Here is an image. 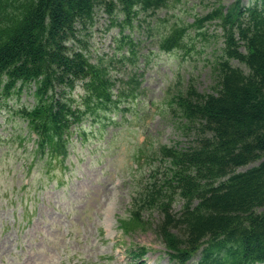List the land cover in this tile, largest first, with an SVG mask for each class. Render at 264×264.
Returning <instances> with one entry per match:
<instances>
[{
  "label": "trees",
  "instance_id": "obj_1",
  "mask_svg": "<svg viewBox=\"0 0 264 264\" xmlns=\"http://www.w3.org/2000/svg\"><path fill=\"white\" fill-rule=\"evenodd\" d=\"M169 1L0 0V108L14 101L9 117L21 141L35 142L34 156L64 160L73 134L89 138V127L96 134L113 121L111 112L133 109L154 53L141 44L150 40L160 53L185 49L186 27L155 30ZM253 2L219 4L193 22L202 28L217 19L221 27L213 36L199 32L222 38L216 84L201 92L191 82L172 94L176 127L192 140L160 147V180L151 179L122 222L130 231L145 225L141 210L159 212V234L178 264L264 262V0ZM101 12L108 29H119L111 53L92 51ZM174 202L182 203L177 211Z\"/></svg>",
  "mask_w": 264,
  "mask_h": 264
},
{
  "label": "rangeland",
  "instance_id": "obj_2",
  "mask_svg": "<svg viewBox=\"0 0 264 264\" xmlns=\"http://www.w3.org/2000/svg\"><path fill=\"white\" fill-rule=\"evenodd\" d=\"M235 1L170 0L160 9L155 30L167 34L186 27L185 49L160 53L156 43L143 42L142 51L154 53L150 64L142 66V94L133 109L124 115L111 112L113 121L96 134L86 123L91 136L81 140L73 134L64 160L30 154L36 144L21 141L19 125L9 117L14 101L1 106L0 264H178L159 234V212L141 210L145 225L130 231L120 222L129 220L133 203L151 179L157 175L160 180L166 165L157 158L160 147L192 140V134L176 127L172 94L191 82L201 92L213 91L216 84L214 49L222 38L208 41L199 32L213 36L221 27L217 19L206 20L202 28L193 22L219 4L227 10ZM108 22L104 12L96 17L90 38L97 54L113 52L119 29H108ZM181 204L174 202V210Z\"/></svg>",
  "mask_w": 264,
  "mask_h": 264
}]
</instances>
